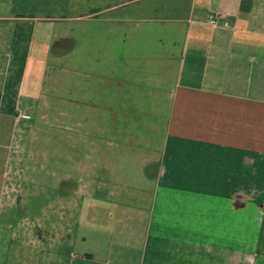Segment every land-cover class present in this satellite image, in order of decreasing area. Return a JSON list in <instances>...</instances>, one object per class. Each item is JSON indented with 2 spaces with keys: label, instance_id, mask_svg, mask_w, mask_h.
Returning a JSON list of instances; mask_svg holds the SVG:
<instances>
[{
  "label": "crops",
  "instance_id": "obj_1",
  "mask_svg": "<svg viewBox=\"0 0 264 264\" xmlns=\"http://www.w3.org/2000/svg\"><path fill=\"white\" fill-rule=\"evenodd\" d=\"M99 2L77 13L84 0H0V264H264V0ZM75 36L96 66L110 61L98 89L118 86L111 115H140L122 104L134 97L118 62L133 77L157 65L158 82L168 70L172 103L159 125H138L159 138L140 140L155 156L96 159L87 188L65 173L82 156L64 149L57 196L24 205L47 70Z\"/></svg>",
  "mask_w": 264,
  "mask_h": 264
},
{
  "label": "rangeland",
  "instance_id": "obj_2",
  "mask_svg": "<svg viewBox=\"0 0 264 264\" xmlns=\"http://www.w3.org/2000/svg\"><path fill=\"white\" fill-rule=\"evenodd\" d=\"M84 1L86 4H77L79 8L76 11L77 13L89 12L100 3L99 0ZM132 7V5L125 6L122 10L127 11ZM94 21L96 20L87 19L88 27L86 28L94 30L106 26L101 23L97 24ZM70 24L72 31L77 33L78 27L82 23L74 20ZM82 26L85 27L84 23ZM78 39V36H75V43L71 52L66 56L55 57L47 70L44 95L40 100L41 112L37 117V127L35 128L34 137L36 140L32 142L31 155L27 154L26 157V160L31 157L30 164H28L29 170L32 171V168H35V174L40 177H38L39 180L36 184L29 183L27 185L33 192L29 196H24L22 202H20L21 204L46 206L53 195L56 194L57 196L59 192L57 181L63 173L62 168L64 166L60 158L64 157L62 154L64 149L66 153H69V149V151H75V154L82 156L81 160H83L81 162H79V159L74 158L76 160L70 166H66L65 173L67 172L66 174H70L72 177L82 178L83 180L79 182L87 188H93L94 186L93 176L97 169L96 159L99 163L102 159L105 164L110 154L115 155L118 152L120 160L125 159V156L128 155L134 157L135 162H137L136 160L144 159V153L150 156L156 155L155 148L148 149L144 147L145 145L143 146L140 140H143L144 135H150L153 141H158L159 138L150 133L144 134L138 125L145 122L154 126L159 125L161 123V112L169 109L172 102L169 99L170 94L168 92L171 90L170 88H173V85L170 77H168V70H166V75L162 77V81L158 82L159 80H156L157 75L154 74L155 71L159 70L157 65L150 64L151 70L149 69L147 75L133 77L130 75L129 70L127 72V67L118 62L119 68H114L115 79L117 81L129 80L131 84L122 82L123 86H121L123 89L130 90V96L134 97L128 101L124 99L122 104L123 106L131 104L133 108L138 110L137 113L140 115L126 116L124 115L127 113L126 109L120 112L121 115H111L114 100L110 98L113 95L112 92L118 86L112 85L109 78V83H104L100 91L98 89L99 81H102L111 72L108 65L110 61H105L103 58L102 63H104V66L101 68L96 66L95 52L93 50L86 52L84 50L85 44L81 45L83 49L81 51ZM105 73L108 75L105 76ZM143 79L147 82L150 81V83H145ZM120 95L126 96L125 93H120ZM137 97L140 99H137ZM101 112L103 116L96 114ZM143 113L145 114L143 115ZM101 123L103 124V131H100ZM112 124L117 126L115 132H111L110 127ZM127 125L129 133L125 132ZM101 138L104 139L103 147L99 142ZM111 139L115 141L112 147L109 143ZM49 149L50 153L48 155ZM156 150L158 149L156 148ZM54 157H56V161H54ZM58 159L61 161H58ZM67 161L69 162V159ZM16 202L18 204V197Z\"/></svg>",
  "mask_w": 264,
  "mask_h": 264
},
{
  "label": "built area",
  "instance_id": "obj_3",
  "mask_svg": "<svg viewBox=\"0 0 264 264\" xmlns=\"http://www.w3.org/2000/svg\"><path fill=\"white\" fill-rule=\"evenodd\" d=\"M209 22H210V24H212L214 26L217 25L218 24V18H217V16L215 14H211L210 17H209ZM224 25L227 26L228 23L227 22H224Z\"/></svg>",
  "mask_w": 264,
  "mask_h": 264
}]
</instances>
